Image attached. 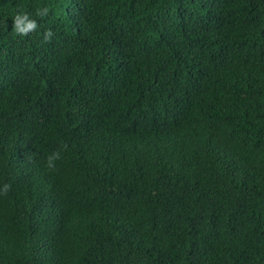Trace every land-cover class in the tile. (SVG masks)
I'll use <instances>...</instances> for the list:
<instances>
[{"label": "trees", "instance_id": "1", "mask_svg": "<svg viewBox=\"0 0 264 264\" xmlns=\"http://www.w3.org/2000/svg\"><path fill=\"white\" fill-rule=\"evenodd\" d=\"M0 264H264V0H0Z\"/></svg>", "mask_w": 264, "mask_h": 264}, {"label": "clouds", "instance_id": "2", "mask_svg": "<svg viewBox=\"0 0 264 264\" xmlns=\"http://www.w3.org/2000/svg\"><path fill=\"white\" fill-rule=\"evenodd\" d=\"M14 27L20 34L31 30L35 27V21L26 18V15H17L14 18ZM59 159L58 152H52L46 157V164L49 168L54 166V161Z\"/></svg>", "mask_w": 264, "mask_h": 264}]
</instances>
